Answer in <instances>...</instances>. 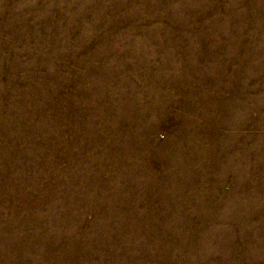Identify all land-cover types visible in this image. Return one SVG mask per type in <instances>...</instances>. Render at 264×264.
Instances as JSON below:
<instances>
[{
  "label": "rangeland",
  "instance_id": "rangeland-1",
  "mask_svg": "<svg viewBox=\"0 0 264 264\" xmlns=\"http://www.w3.org/2000/svg\"><path fill=\"white\" fill-rule=\"evenodd\" d=\"M0 264H264V0H0Z\"/></svg>",
  "mask_w": 264,
  "mask_h": 264
}]
</instances>
